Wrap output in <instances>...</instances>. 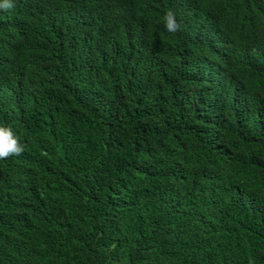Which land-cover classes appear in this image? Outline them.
I'll return each instance as SVG.
<instances>
[{"label": "trees", "instance_id": "16d2710c", "mask_svg": "<svg viewBox=\"0 0 264 264\" xmlns=\"http://www.w3.org/2000/svg\"><path fill=\"white\" fill-rule=\"evenodd\" d=\"M137 1L0 10V264H264V0Z\"/></svg>", "mask_w": 264, "mask_h": 264}, {"label": "clouds", "instance_id": "9594fccd", "mask_svg": "<svg viewBox=\"0 0 264 264\" xmlns=\"http://www.w3.org/2000/svg\"><path fill=\"white\" fill-rule=\"evenodd\" d=\"M140 1L142 0H138L137 2H140ZM14 6L15 5L11 2V0H3V2L0 3V10L7 11V10L14 8ZM133 19H137V14H134L133 18L130 19L128 22H131ZM163 20H164L165 29L167 31L175 33L180 30L181 25L178 23L176 19V15L172 10H169L165 13ZM157 39H161V37ZM146 45L147 44L145 43V46ZM160 47L161 46H156L154 50H158ZM148 48H151V47H148ZM145 53H147V51L143 50V54ZM92 54H94L97 57L95 61L100 59L99 53H92ZM159 77H160V71H159L157 58L153 57L151 58L150 61L143 60L142 74H140V81L142 82V91L145 92L149 87H151L154 83H156ZM147 79L151 80V84H148V85L145 84V81ZM144 133L146 132H142V134ZM145 138L147 140L148 137L145 136ZM150 140H151L150 144H148L146 141H143L138 146V148L143 150V153H147L150 151L157 152V146L160 142L156 141L155 139L151 137H150ZM23 151H24V147L20 144L19 139L17 135L13 132L11 126L0 125V160L6 159L10 156H18L22 154Z\"/></svg>", "mask_w": 264, "mask_h": 264}]
</instances>
